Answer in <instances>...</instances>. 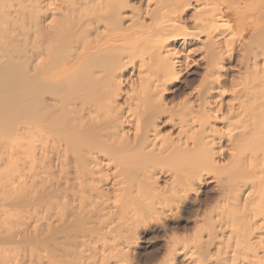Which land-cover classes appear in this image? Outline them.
<instances>
[{
	"label": "bare ground",
	"instance_id": "1",
	"mask_svg": "<svg viewBox=\"0 0 264 264\" xmlns=\"http://www.w3.org/2000/svg\"><path fill=\"white\" fill-rule=\"evenodd\" d=\"M0 108V264H264V0H0Z\"/></svg>",
	"mask_w": 264,
	"mask_h": 264
},
{
	"label": "rangeland",
	"instance_id": "2",
	"mask_svg": "<svg viewBox=\"0 0 264 264\" xmlns=\"http://www.w3.org/2000/svg\"><path fill=\"white\" fill-rule=\"evenodd\" d=\"M11 109H2V108H0V111H1V113H0V116H2V117H0V118H2L1 119V121L0 122H6V121H2V120H6L7 119V117L8 118H10V117H12L13 118V111H10ZM24 116V115H23ZM25 117V116H24ZM24 117H22L21 119L22 120H24L25 118ZM11 118V119H12ZM24 118V119H23ZM10 119V120H11ZM9 119H7V121H8ZM9 120V121H10ZM8 121V122H9ZM7 122V123H8ZM7 123H6V125H5V123L1 126V124L2 123H0V135L1 136H4V137H0V161L1 162H4V161H2V160H4V159H6L7 157H9V155H11L12 154V151H14V149L16 150V152H17V150L18 151H20L21 149L20 148H17L18 146L15 144V142H14V140H13V137L11 136V134L9 135L8 133H11V130H10V128H9V126L7 127ZM4 125H5V127H4ZM12 137V138H11ZM8 138H10V139H8ZM13 141H12V140ZM8 141H11V142H8ZM1 142H2V145L3 146H1ZM5 143H7V144H5ZM22 143V145L24 146V141H22L21 142ZM16 145V148H15V145ZM7 146V147H6ZM3 147V148H2ZM22 148V147H21ZM7 149H8V151H7ZM23 149V148H22ZM3 150V151H2ZM2 152V153H1ZM7 153V154H6ZM11 153V154H10ZM15 152H13V154H14ZM9 154V155H8ZM2 155V156H1ZM0 162V163H1ZM209 188H210V186H206L205 187V191H208L209 190ZM2 191V192H1ZM4 193V194H3ZM7 193H9V190H8V192H7V190H6V188H5V190H1V188H0V203H2V204H12L13 203V201H12V197L10 198V197H8L7 195H6V197H5V194H7ZM4 195V196H3ZM1 198H5L4 200H1ZM204 198V197H203ZM5 200L6 201H9V202H5ZM28 199L26 198V201H27ZM1 205V204H0ZM13 205V204H12ZM12 205H8L9 207H6L5 209H6V211H8V209H10L9 211H12V210H14V206H12ZM7 206V205H6ZM12 206V207H11ZM4 209V208H3ZM25 211V212H24ZM12 213V212H11ZM10 213V214H11ZM23 213L25 214L26 213V208L25 209H23ZM22 213V215H23V217L22 216H20L21 218H22V220L20 219V222H21V224H24L28 229H26V227L24 226V225H21L22 227H23V229H25V230H23V229H20V230H23V232L25 231V235H26V233H28V232H30L31 231V227H33V221L32 220H30V218H28L27 217V215H24ZM2 215H4L3 213H1L0 214V221H4V222H2V223H5L3 226H2V223H1V225H0V241L1 240H3V239H6L5 241H9L7 238H6V234H7V236H9L8 235V233H10L11 232V229H13L14 230V228H15V224H18V222L16 223L15 221H17L18 220V218H16V219H12L11 218V215H10V218H9V215L7 216V214L6 215H4L3 217H2ZM27 217L26 218V220H25V217ZM6 217H8L9 218V220H8V218H6ZM15 217V216H14ZM2 219V220H1ZM12 219V220H11ZM11 221V222H10ZM13 221V222H12ZM25 222V223H24ZM29 222V223H28ZM11 223V224H10ZM12 223H14V226H12ZM28 224V225H27ZM166 228H164V229H162L161 228V226H156V225H153L152 227H150L151 229L149 230V231H145V232H141V234H140V236H138L137 237V241H138V248H137V252L139 253L138 254V257H139V259L138 260H140V262H144V261H152V259L154 260L155 259V257L157 258V257H160L162 254H163V251H164V249H165V243L167 242V240L169 241V239L170 238H172V237H177V238H185V237H187V236H190V234L192 233V232H195V231H193V230H195V225L193 224V222H192V218H190L189 217V214L188 213H186V212H184L183 214H181V215H175V216H173L172 218L170 217V219H168V221H166ZM1 227H2V229H1ZM14 227V228H13ZM25 227V228H24ZM194 227V228H193ZM17 228H18V226H17ZM19 228H20V226H19ZM19 228H18V230H19ZM9 229V230H8ZM16 229V228H15ZM30 230V231H29ZM33 230V229H32ZM10 231V232H9ZM3 232V233H2ZM7 232V233H6ZM13 232V231H12ZM6 233V234H5ZM29 234V233H28ZM3 236H4V238H3ZM169 238V239H168ZM166 241V242H165ZM162 252V253H161Z\"/></svg>",
	"mask_w": 264,
	"mask_h": 264
}]
</instances>
